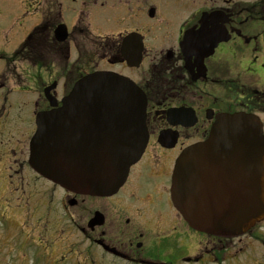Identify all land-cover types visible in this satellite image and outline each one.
Wrapping results in <instances>:
<instances>
[{
  "label": "flooded vegetation",
  "instance_id": "1",
  "mask_svg": "<svg viewBox=\"0 0 264 264\" xmlns=\"http://www.w3.org/2000/svg\"><path fill=\"white\" fill-rule=\"evenodd\" d=\"M105 1L83 0L69 27L60 0H41L43 15L10 53L16 56L3 54L8 57L0 71V112L5 113L8 98L5 73L17 69L16 61L23 59L46 73L32 102L29 138L35 114L49 109V102H59L76 80L93 71H112L144 95L146 144L116 190L99 194H75L47 180L30 166L27 144L26 160L14 162L18 169L9 167L19 172L21 191L27 189L30 201L51 211L45 192L39 197L33 185L40 183L48 193L58 190L68 228L81 237L79 264H264V220L240 237L208 235L188 226L170 199L175 159L206 137L216 115L254 114L264 132V0H118L127 6V11L118 7L115 12L122 28L106 38L88 22L90 2ZM130 4L137 11L129 10ZM60 23L66 26L61 40L55 33ZM129 33L133 40L125 45ZM29 90L22 82L14 87L19 97ZM7 121L8 113L0 123L6 126ZM3 144L1 140L0 150ZM5 169L2 176L12 182ZM44 217L47 240L52 225ZM55 249L50 247L37 264H65L68 255L58 258Z\"/></svg>",
  "mask_w": 264,
  "mask_h": 264
},
{
  "label": "water",
  "instance_id": "2",
  "mask_svg": "<svg viewBox=\"0 0 264 264\" xmlns=\"http://www.w3.org/2000/svg\"><path fill=\"white\" fill-rule=\"evenodd\" d=\"M64 26L56 29L59 39ZM133 40L129 34L126 42ZM36 114L29 164L75 193H108L142 152L145 98L111 72L80 78L61 104ZM173 206L192 228L237 236L264 217V133L243 112L215 116L205 139L184 148L171 176Z\"/></svg>",
  "mask_w": 264,
  "mask_h": 264
},
{
  "label": "rangeland",
  "instance_id": "3",
  "mask_svg": "<svg viewBox=\"0 0 264 264\" xmlns=\"http://www.w3.org/2000/svg\"><path fill=\"white\" fill-rule=\"evenodd\" d=\"M31 1L28 0L27 3V0H0V53L19 49L18 43L25 37L27 31L32 30L39 23L40 13L35 10ZM60 1L62 3V20L71 27L75 23L83 0ZM40 3L38 0L34 1L36 6H40ZM44 6L45 2L43 1L42 8ZM118 7L127 11V6L122 5L118 0H106L102 5L90 2L88 7L90 29L99 36L116 34L122 28V24L119 22L121 15L115 16ZM131 9L137 11L135 5L132 4H130L129 10ZM147 20L149 21L145 16L144 21L148 23ZM153 23L155 24L157 21L150 22V24ZM19 61L16 62V70L10 68L5 73L8 76V81L3 92L8 90V98L5 100V113L0 112V121L4 120L8 113L6 126H2L0 123V143L1 140L4 141V147L2 146L3 148L0 150V264H37L43 259V255L47 258V252L48 255L51 253L50 247L51 249L56 247L55 253L58 258L61 255H68L66 257L69 258L65 264L83 263L80 257L81 237L73 235L68 228L69 219L59 200L58 190L48 193L50 189H45V186L38 181L39 186L34 183L36 193L40 195L39 197L45 196L51 211L47 208L43 209V206L46 205H42L39 201H30L31 196L27 193V189L24 192L21 191V183L16 182L19 172L13 170L12 167L9 168L11 164L14 165L15 161H21L24 157L26 160L27 144L33 120L34 106L32 102L36 96H39L38 85L46 77L45 69L38 72L33 65L25 63L23 59ZM4 62L3 59H0V70L3 68L5 70ZM20 82L27 84V89H30V92L23 97H19V93L14 91L15 84ZM1 100H3L2 97H0V102ZM25 114L26 116H24ZM7 141L8 146L6 147ZM22 150L24 152H21ZM5 167L7 173L10 174L9 180L13 177L12 182L8 183L6 175L2 176L4 172L6 173ZM14 168L18 169L16 166ZM23 169L21 168V170ZM8 184L9 188H6ZM51 195L54 197L53 203ZM42 202L44 204L43 199ZM45 215L50 221L49 224L52 225V229L47 230L49 237L47 240H45L47 234L44 233L42 227V223L46 221ZM32 216L34 217L32 218ZM53 218H56L54 220L56 222L53 221ZM54 227L55 231H53ZM61 228L67 230L61 231ZM21 255H23V262H18Z\"/></svg>",
  "mask_w": 264,
  "mask_h": 264
}]
</instances>
